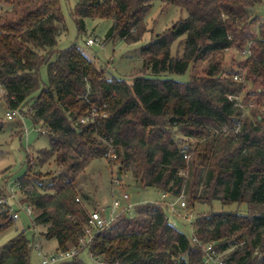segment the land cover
<instances>
[{"label":"trees","instance_id":"16d2710c","mask_svg":"<svg viewBox=\"0 0 264 264\" xmlns=\"http://www.w3.org/2000/svg\"><path fill=\"white\" fill-rule=\"evenodd\" d=\"M154 1L78 0L70 13L80 33L86 18L112 19L106 39L136 43L148 31ZM160 1L188 14L142 46L143 67L127 79L106 77L77 44L57 48L67 30L61 0H0L6 103L21 114L28 108L27 118L44 127L50 142L35 162L27 153L26 173L16 180L28 193L24 201L34 206L33 232L22 230L0 245V264H33L37 225H48L44 235L57 240L56 251L79 244L90 210L78 180L109 147L117 154L109 163H116L119 177L131 173L138 186L155 187L166 200L138 204L133 215H121L96 235L94 255L111 264H205V246L212 243L217 253L232 250L223 264H264V23L254 13L261 0ZM177 40L181 54L173 52ZM232 49L245 58L227 66ZM199 64L188 80L174 77ZM248 101L255 107L245 113ZM94 108V121L78 122ZM177 133L195 142L181 143ZM52 158L57 174L36 171ZM45 176L48 182L34 184ZM6 181L0 194L7 193ZM186 194L192 207L187 202L177 208L212 207L197 211L190 236L170 217L169 202ZM214 201L223 207L246 203L248 212L214 210ZM13 225L0 205V235ZM87 252L80 248L66 264H88L82 259Z\"/></svg>","mask_w":264,"mask_h":264},{"label":"rangeland","instance_id":"374dc122","mask_svg":"<svg viewBox=\"0 0 264 264\" xmlns=\"http://www.w3.org/2000/svg\"><path fill=\"white\" fill-rule=\"evenodd\" d=\"M61 2L67 30L59 38L57 48L64 49L72 44H77L98 66L105 69V75L108 78L118 77L132 79L138 75L143 67L142 46L180 18H185L188 14L186 10L178 6L171 4L165 5L162 1L155 0L153 7L146 16L148 31L145 33L143 39L136 43H128L121 38H116L114 40L106 39V34L114 22L112 19L86 18L85 31L80 33L78 25L70 13V9L74 7L78 0H61ZM254 13L261 20L260 23H264V0H261V3L256 6ZM90 38L96 40L94 44H87ZM173 52L176 54L182 53L180 41L177 40L174 43ZM243 58H245L243 53L239 52L238 49H232L227 51L225 63L227 66H232L233 64L239 63ZM201 68V64L195 65V67L193 65L186 74L182 76L175 75L174 77L188 80L190 74H193L196 70H200ZM41 77L43 84L48 81L46 67L42 68ZM248 87L252 88V85ZM4 93V88L0 85V119L4 123V129L0 133V184H4L7 180L6 182L8 185L12 186L16 180L26 173L27 153L31 155V159L35 162L34 157L37 152L40 149L48 148L50 142L48 134L41 131V125H34L33 122L27 118L31 116V112L28 108H25V112L22 113L23 117L16 116L13 119L7 117V112L11 109L6 103ZM237 100L242 104L243 97L237 96ZM243 107L245 113H250L251 108L255 107V104H253L252 101H248L247 105H243ZM26 129L28 130L26 131ZM176 138L181 143L195 142V139L186 138L180 133H177ZM110 159L111 158L105 157L93 158L86 171L78 180L81 194L88 196V199L85 200L87 201L88 210L91 211L97 208L110 207L113 197L122 196L124 193L130 194L131 201L135 203L136 206L142 203L164 200L162 198L163 193L157 188H143L140 185L138 186L139 183L134 180L131 173H125L123 177L120 178L118 176V166L116 163L110 164ZM35 169L43 175H47L49 172L57 174L60 170L53 158L47 161L46 164L35 166ZM38 179V182H34L35 185H38L40 181H49L47 176ZM115 180L119 182L115 183ZM25 189L31 190L33 188L31 185H28ZM185 197L186 203L188 202L189 204L188 195L186 194ZM23 198H28V193L26 194L23 192ZM168 200H171L170 197ZM212 206L214 210L226 209L238 210L242 213L248 212L246 203H242L241 205L232 204L223 207L220 201H214ZM189 207L191 208L192 206L189 204ZM190 208L187 209L189 210ZM211 208L212 207L207 205H198L195 209L192 208V211L177 208L175 212H170L171 221L176 227L190 236L193 231L191 223L194 221L197 211H209ZM185 211L192 213V215L189 218L185 217ZM249 212L252 213L253 211L249 210ZM20 216V219L15 220V225L0 235V245L22 230H26L28 235L32 234L35 220L31 221L23 211H21ZM47 227L48 225L36 226L35 241L37 242L36 245H39L43 251L51 253L57 250L58 242L56 239L46 238L44 234L47 231ZM231 251L232 250L219 252V259L225 260L228 258ZM82 259L88 264H95L88 252L82 254ZM38 261V254L35 247L32 251V262L38 263Z\"/></svg>","mask_w":264,"mask_h":264},{"label":"built area","instance_id":"2783aa9c","mask_svg":"<svg viewBox=\"0 0 264 264\" xmlns=\"http://www.w3.org/2000/svg\"><path fill=\"white\" fill-rule=\"evenodd\" d=\"M95 41V39L90 38L88 39L87 44H94ZM235 78L238 79L240 77L236 76ZM229 97L231 99L233 98L232 95H230ZM16 115H22L20 110L16 109L7 112V117L9 119H13ZM98 115L99 112L97 108H94L92 112L81 116L78 122L87 123L90 121H94V119ZM40 129L43 133L46 132L44 128ZM27 130L28 129H26V131ZM105 157L115 159L117 157V154L111 147H109L108 151L105 154ZM117 182L119 181L115 180V183ZM7 189L8 190L6 195L0 194V205H3L15 220L20 219L21 211H23L31 221H34L36 217L34 206L32 205V203L23 200L24 198L22 183L20 181H15L14 185H8ZM165 197L166 195L163 194L162 198L165 199ZM169 203L173 212L177 210L175 206L178 203H180L181 207H186V201L184 200L182 195L176 198L174 201H170ZM135 207L136 205L131 201V196L129 193H124L122 196H114L110 207H102L100 209L97 208L98 210L94 209L90 211L89 222L84 227L85 234L80 238L79 244L76 247H72L68 250H58L51 253H46L41 249L39 245H36L37 242L35 243V245L31 243L33 250L36 247V252L39 259L38 263L33 264H66L67 262L73 260L80 248H85L86 250L90 251L89 255L91 256L95 264H111L106 261L103 255H94V253L90 250V247L93 245L98 233H100L105 228L110 227L112 223H114L121 215H133ZM186 215H188V213H186ZM191 240L194 243H201L196 237H192ZM205 251L207 252L205 264H223V260L219 259V254L213 248L212 243H209L205 246Z\"/></svg>","mask_w":264,"mask_h":264},{"label":"water","instance_id":"95a60500","mask_svg":"<svg viewBox=\"0 0 264 264\" xmlns=\"http://www.w3.org/2000/svg\"><path fill=\"white\" fill-rule=\"evenodd\" d=\"M120 178H121V176H120Z\"/></svg>","mask_w":264,"mask_h":264}]
</instances>
